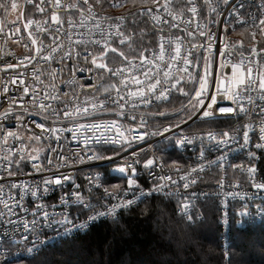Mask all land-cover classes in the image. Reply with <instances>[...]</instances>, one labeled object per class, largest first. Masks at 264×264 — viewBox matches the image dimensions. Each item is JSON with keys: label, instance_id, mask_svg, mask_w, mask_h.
Returning a JSON list of instances; mask_svg holds the SVG:
<instances>
[{"label": "snow or ice", "instance_id": "1", "mask_svg": "<svg viewBox=\"0 0 264 264\" xmlns=\"http://www.w3.org/2000/svg\"><path fill=\"white\" fill-rule=\"evenodd\" d=\"M130 3L126 14L110 15L106 7H124L122 0H24L23 3L0 0V14L15 16L7 30L0 21L3 38L0 52L9 43L24 50L20 55L5 53L15 62H5L7 75L0 77V264H25L58 239L61 231L67 237L101 217L115 219L118 209L165 190L168 185L155 184L137 196L140 185L135 165L140 162L138 153L144 150L139 145L145 144L149 137H158L159 143L175 136L178 148L199 140L197 163L180 177L185 190L196 185L200 173L206 170H222L223 176L217 180L221 191L225 189L229 167L246 171L254 195H245L244 199L255 203V195H260V203L254 208L242 205L232 213V219L225 203L223 223L235 227L238 233L257 218L264 223V182L256 180L255 163L264 158V0H253L252 6L245 0L239 3L130 0ZM237 24L244 28L242 35L247 36V47L243 40L227 39ZM137 29L139 40L135 39ZM122 46L126 51L121 50ZM64 67L70 73H90L101 81L106 73L113 82L94 85L89 77L86 83L77 85L76 78H70L65 85L72 89V95L64 99L69 93L55 84ZM228 68L230 73L217 71ZM85 88H95V92H85ZM174 93L185 98L186 103L172 115L171 122L154 126L158 117L167 118L168 114L159 110L172 104ZM224 98L230 102L229 106H220ZM142 107L154 114L151 119L141 115L139 124L134 126L126 128L120 119H102L110 115L135 122ZM217 113L227 117L226 129L202 132L199 136L185 133V126L194 118L202 125L215 127ZM32 125L40 131H34ZM139 128L145 130L137 131ZM257 129L253 144L251 132ZM62 141L75 142L79 151L65 155ZM239 150L247 151L246 169L243 165L225 163L230 152ZM107 151L113 156L103 155ZM53 153L60 162L56 165ZM113 157L134 159L115 169L127 183L119 203L99 205L100 210L85 202L77 191L81 185L72 175L59 171L77 162ZM29 163L30 170L25 171ZM154 166L163 170L167 162L147 158L144 168L149 169V176ZM172 167L177 173L181 171L178 162H173ZM45 172L51 175L45 177L42 175ZM21 173L33 177V182L12 179ZM35 176L40 178L37 180ZM86 179L91 185L99 174ZM158 179L180 186L171 175ZM65 183L71 184L73 191L60 197L62 210L57 213V206L45 205L43 197L55 190L53 186L63 188ZM240 186L239 181L231 185L236 189ZM226 195L238 197L240 193L228 191ZM71 197L76 198L78 210L92 213L88 222L77 225L75 220L79 217L73 218L71 212L63 211ZM117 198V195L110 197ZM181 207L187 220L195 223L196 217L188 211L189 203ZM50 233L55 235L50 238Z\"/></svg>", "mask_w": 264, "mask_h": 264}, {"label": "built area", "instance_id": "2", "mask_svg": "<svg viewBox=\"0 0 264 264\" xmlns=\"http://www.w3.org/2000/svg\"><path fill=\"white\" fill-rule=\"evenodd\" d=\"M115 2V0H113ZM122 2L125 4L124 7L120 8H111L106 7V13L110 15H121L127 13V7L128 3L127 0H122ZM237 3H239V0H236ZM246 4L249 6L253 5V0H245ZM255 2H259V0H255ZM161 3H163V0H161ZM2 15V14H1ZM14 16H8L4 17L2 15V21L5 26V30H7V27L9 24L12 23L14 20ZM236 30L232 31L231 34L228 36L229 41H244L245 47L248 45V39L246 35H243V37H239L238 34H242L244 32V28H242L239 24L236 26ZM192 28H195V23L192 24ZM178 31V30H177ZM45 43H48L47 39L45 40ZM0 44H3V38H0ZM23 49L18 45H12L9 43L8 45L4 46V51L0 52V77L6 76L7 73L4 71V65L5 62H15L14 58L10 55H5V53L8 52H14L17 55H20L23 53ZM139 63V61H137ZM217 71H227L230 73L231 69L228 68L226 70H217ZM89 77H91V83L94 85H98L100 83H111L113 81H109L107 79V74L105 73V80L101 81L96 76L90 74V73H79L78 71L69 72L68 67H64L63 72L57 77L55 80L56 87L58 89H61L62 91H67L69 93V97H65L64 99H69L72 95V89L70 87H67L65 85V81H67L70 78H76L77 85L84 84L89 80ZM45 83H48L47 80H45ZM188 86H191L189 84ZM85 92H95V88H85ZM76 92L79 93L80 89L79 87L76 88ZM114 94V93H113ZM174 95V94H173ZM83 99V97H81ZM230 102L227 100V98H224L220 101V106H229ZM180 108H178L179 110ZM153 112H147L143 109V107L138 110L137 112V120L135 122H132L130 120L121 119L115 116L105 115L102 117L103 120L108 121L111 119H120L121 123H123L124 127H130L134 126L135 124H139V117L141 115H147L149 119L152 118ZM217 122L215 127H209L207 125H202L201 121L198 119H193L188 121L187 126H185V133L186 134H195L196 136H199L200 133L207 131H219L222 129H226L229 121L227 117L220 116L219 113H217ZM34 119H39V117H35ZM50 123V122H48ZM231 123H235L234 120L231 121ZM168 123H165L166 125ZM258 124V121H257ZM159 126V125H154ZM34 131L39 132L40 129H36L34 125H32ZM137 131H143L144 128L136 129ZM148 130H152L151 127L148 128ZM258 129L256 131L251 132V137L253 144L256 141L257 138ZM131 134L129 133V137ZM159 140L158 137H149L146 138V143L143 145H139V147H142L144 150L142 152H139V160L140 162L135 165L137 168V180L140 185V189H137V196H140V191H147L149 188L154 187L155 184L163 183L165 185H168V187L161 191L153 194L152 196L148 197L147 199H144L142 202L140 200H137L136 203L131 205L127 208H121L117 211V216L115 219L112 217L103 218L101 217L99 220L95 222H88V216L92 213L88 212L87 210H78V207L76 205V198L71 197L69 205H67L63 211L71 212L72 217H79L75 220L76 224L79 225L80 223L88 222L89 226L86 229H80L79 231H73L71 232L67 237L63 235V232L61 231L60 237L52 243H50L44 250L36 254L34 257L48 249L49 247L62 243L66 240L72 239L78 235L87 233L93 226L100 224L102 222L106 221H115L119 219L123 214H127V212L131 211L132 209L137 208L142 203L146 202L147 200L151 198H162L168 200H174L178 204V213L187 220V217L183 214L185 211L182 209L181 205L184 203H189V209L197 220H203L205 217L204 211L201 207L203 203H206L207 201H212L215 205L217 212H218V222L221 227V237L223 244L227 247L230 241V236L232 233V226L226 225L223 223L222 217H223V209L225 203L227 204V212L229 214V219H232V213L241 209L242 205H250L251 207H255V204L260 203L261 196L255 195V203H252V201L245 200L244 196L247 195L248 197H253L254 190L251 189L249 183H247V173L246 171L241 172L239 169H234L229 167L227 170V176L225 179V189L221 191V189L217 185V180H219L223 176V172L220 169L212 170H206L203 173H200V180H198L196 185L191 186L188 190L183 189L182 184L184 181L180 179L181 175L185 171L189 170V166L195 165L197 163V156L199 154V140H196L194 145H185L182 148H178L175 145L176 137L172 136L169 137L167 140H161L159 143L157 141ZM34 147L36 145H33ZM62 147L63 152L65 155H71L75 151H79L77 148L75 142H69V141H62ZM107 147V146H105ZM255 151V149H252ZM46 155V153H44ZM53 155V165H56L60 163L55 158V153ZM103 155L105 156H113V153L111 151L104 152ZM155 157L157 162L166 161L167 166L164 167L163 170L159 167H153L151 169L152 175L149 176V169L144 168V162L147 158ZM131 159L134 158H127L126 160H121L118 157H113L112 160L103 159L100 161H87L85 160L83 163L77 162L75 165L71 167H61L59 169L60 172L70 174L75 179V182L79 185H81V188L78 189L81 193V195L84 197L85 202H91L93 205L97 206V209H99V205H111L115 203H119V196L123 195V190L127 188L126 180L123 179L122 174L115 171V169L118 166L125 165L127 163H131ZM173 162H178L181 171L177 173V171L172 167ZM47 161H45V164ZM226 164L231 165H243L246 169L249 158L247 156L246 150H239V151H232L230 154L226 157ZM257 166V174H256V180L258 182H264V158H261V160L256 161ZM30 170V163L25 168V171ZM54 171L56 169H53ZM97 174H99V179H93L91 182V185L89 184V180L86 179L87 177H96ZM43 176L47 177L51 175V173L45 172L42 174ZM161 175H171L172 179L177 181L180 185L177 187L176 185H172L169 183V181H160L158 179ZM39 176H35V179H39ZM12 179H17L21 183H27L31 184L33 182V177H30L28 175H25L21 173L17 177H13ZM107 180L112 182L113 185H109L107 183ZM114 180V181H113ZM120 180L125 181V184H121ZM237 181L240 182V188L236 189L231 187V185H234ZM99 185V187H97ZM115 185H119V188L114 187ZM55 187V190H50L44 197H43V203L45 205H56V212L59 213L62 209L60 207V197L64 193H71L73 191L72 185L69 183H65L63 188L59 186H53ZM105 189H108L107 192H105ZM228 191H238L240 193V196L238 197H230L227 196L226 193ZM197 193L196 196H193L192 193ZM111 195H117L116 200L110 199ZM186 196L187 199H182V197ZM131 198V194H129V197ZM49 211H52V208H48ZM255 215V213H254ZM188 221V220H187ZM262 224V222L259 220V218L256 219L255 222L250 223L249 227H254ZM52 235H55L54 233H50L49 237L51 238ZM43 242V238L41 240ZM23 251V249L21 250ZM33 257V258H34ZM31 260V259H30Z\"/></svg>", "mask_w": 264, "mask_h": 264}, {"label": "trees", "instance_id": "3", "mask_svg": "<svg viewBox=\"0 0 264 264\" xmlns=\"http://www.w3.org/2000/svg\"><path fill=\"white\" fill-rule=\"evenodd\" d=\"M127 3L128 12L130 0ZM135 39H140L138 29ZM173 96L172 104L159 111L175 112L186 103L180 94ZM168 115L158 117L156 124L171 122ZM107 183L112 187V182ZM201 207L204 219L190 223L178 213L174 200L151 198L115 221L102 222L85 234L49 247L25 264H94L89 263L92 259L97 264H264L250 255L256 252L264 261V223L247 227L242 233L233 227L226 247L215 205L207 201Z\"/></svg>", "mask_w": 264, "mask_h": 264}, {"label": "rangeland", "instance_id": "4", "mask_svg": "<svg viewBox=\"0 0 264 264\" xmlns=\"http://www.w3.org/2000/svg\"><path fill=\"white\" fill-rule=\"evenodd\" d=\"M20 2L21 3H23L24 2V0H20ZM14 18H15V16H14ZM239 35V37H243V35L242 34H238ZM121 50H124V49H122L121 48ZM191 87V86H190ZM176 111H178V110H176ZM175 111V112H176ZM175 112H171V113H168V112H166L167 114H170V115H168V116H172ZM169 123V122H168ZM156 125H159V124H156ZM260 241V240H259ZM260 244H261V242H260ZM253 254H250L251 255V257H252V259L254 260H256V261H258V262H264L260 257H258V254L255 252H252ZM249 258H250V256L249 257H246L245 258V261H249ZM258 259V260H257ZM92 261H94V262H92ZM159 261H161L162 263H163V260H159ZM90 262H92V263H94V264H97V261H95L94 259H92V260H89V263Z\"/></svg>", "mask_w": 264, "mask_h": 264}, {"label": "water", "instance_id": "5", "mask_svg": "<svg viewBox=\"0 0 264 264\" xmlns=\"http://www.w3.org/2000/svg\"><path fill=\"white\" fill-rule=\"evenodd\" d=\"M0 21H2L1 15H0Z\"/></svg>", "mask_w": 264, "mask_h": 264}]
</instances>
